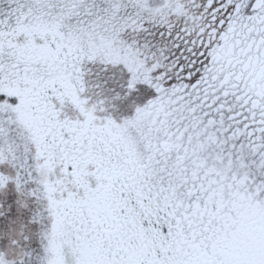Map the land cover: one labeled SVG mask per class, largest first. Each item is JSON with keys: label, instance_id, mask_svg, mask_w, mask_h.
Returning a JSON list of instances; mask_svg holds the SVG:
<instances>
[{"label": "snow or ice", "instance_id": "obj_1", "mask_svg": "<svg viewBox=\"0 0 264 264\" xmlns=\"http://www.w3.org/2000/svg\"><path fill=\"white\" fill-rule=\"evenodd\" d=\"M0 264H264V0H0Z\"/></svg>", "mask_w": 264, "mask_h": 264}]
</instances>
